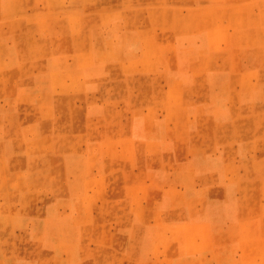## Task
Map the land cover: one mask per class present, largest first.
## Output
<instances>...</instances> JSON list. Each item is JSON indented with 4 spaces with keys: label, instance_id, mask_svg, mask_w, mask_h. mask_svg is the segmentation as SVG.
Returning a JSON list of instances; mask_svg holds the SVG:
<instances>
[{
    "label": "rangeland",
    "instance_id": "rangeland-1",
    "mask_svg": "<svg viewBox=\"0 0 264 264\" xmlns=\"http://www.w3.org/2000/svg\"><path fill=\"white\" fill-rule=\"evenodd\" d=\"M9 5L14 17L0 19V78L23 79L16 84L6 79L0 110L20 108L22 132L21 141L10 145L0 128V264H223L205 259L213 248L206 229L158 226L163 214L147 198L152 181L143 189L140 174L123 177L139 167L121 154L123 133L113 134L115 144H101L110 134L90 131L94 124L86 129L80 118L84 101L78 100L84 84L78 82L96 75L244 78L264 87V0ZM33 78H39L37 85ZM41 78H52V86ZM61 78L67 83H59ZM174 89L170 107L181 108L187 102ZM87 92L100 94L93 86ZM129 104L141 107L140 100ZM47 105L58 111L48 138L50 123L28 110ZM123 106L128 104L119 102L118 109ZM35 122L37 131L26 129ZM130 136L133 151L141 134ZM239 250L234 264H256L253 244Z\"/></svg>",
    "mask_w": 264,
    "mask_h": 264
},
{
    "label": "crops",
    "instance_id": "crops-1",
    "mask_svg": "<svg viewBox=\"0 0 264 264\" xmlns=\"http://www.w3.org/2000/svg\"><path fill=\"white\" fill-rule=\"evenodd\" d=\"M14 1L20 0H0V19L14 17L9 9ZM102 76L79 78V85L84 84L83 95L80 90L78 94V100L84 101L80 118L86 129L94 124L97 127L90 131L110 134L100 139L101 144H115L113 134L123 133L118 136L124 139V145L119 143L124 146L121 154L139 166L131 175L123 172V177L128 180L140 174L143 189L152 181L147 198L163 214L158 226L206 229L213 246L207 250V262L234 264L241 259L242 244L248 243L254 246L256 264H264V87L256 79L244 78H98ZM6 79L16 84L23 78H0L4 95L1 88ZM38 79L33 78V85ZM61 79L59 83H67ZM41 80L52 86V78ZM92 86L99 95L87 92ZM177 87L187 102L181 108L170 107V93ZM26 100L31 99L26 96ZM134 100L141 101L140 108L129 104ZM103 101L110 103L100 104ZM119 102L128 106L119 110ZM28 110L50 123L47 138L53 134L57 110L48 105L37 112ZM65 113L72 116L71 111ZM21 117L16 105L8 113L0 110L5 122L0 124L1 139L10 145L21 141ZM37 122L26 129L37 131ZM135 133L141 134V142L131 151L128 145L134 142L129 138ZM79 141L86 142L80 136ZM171 220L179 225L168 224Z\"/></svg>",
    "mask_w": 264,
    "mask_h": 264
}]
</instances>
